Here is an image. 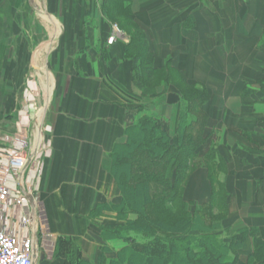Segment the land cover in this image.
Segmentation results:
<instances>
[{
	"label": "crops",
	"instance_id": "1",
	"mask_svg": "<svg viewBox=\"0 0 264 264\" xmlns=\"http://www.w3.org/2000/svg\"><path fill=\"white\" fill-rule=\"evenodd\" d=\"M86 1L0 0V150H15L26 137L22 102L33 70L39 80L43 72L40 84L48 98L42 139L38 133L37 149L41 141L43 148L36 157L26 150L36 166L21 175L34 198L22 212L37 226L39 253L50 249V257L37 264H64L52 259L58 237L75 241L83 260L109 264L125 244L103 241L97 228L114 224V214L91 218L95 206L119 199L109 155L125 143V129L141 106L164 122L171 137L179 124V93L160 89L156 98H140L124 56L128 37L108 46L113 26ZM132 12L155 68L170 61L188 83L203 85L209 94L199 156L215 146L225 164L223 227L256 228L264 238V0H132ZM14 181L6 179L11 189ZM209 196L207 172L199 168L184 198L202 205ZM251 253L247 238L238 264H247Z\"/></svg>",
	"mask_w": 264,
	"mask_h": 264
},
{
	"label": "trees",
	"instance_id": "2",
	"mask_svg": "<svg viewBox=\"0 0 264 264\" xmlns=\"http://www.w3.org/2000/svg\"><path fill=\"white\" fill-rule=\"evenodd\" d=\"M101 13L108 23L116 17L122 19L120 30L129 38L124 56L131 61L132 80L140 98H156L157 87L164 92L173 88L182 105L175 137L168 134L161 119L145 113L141 106L136 122L125 129V143L116 145L109 155L119 199L98 204L91 212L93 219L104 212L114 214V224L97 228L99 236L103 241L125 244L108 263L238 264L239 252L250 238L252 253L247 264H264V238L258 229L230 232L223 227L228 192L220 179L225 164L217 148L212 146L199 156L206 144L202 111L209 101L206 88L188 83L170 61L155 68L147 37L134 21L132 0H102ZM127 24L133 28L122 29ZM259 84L264 93L263 81ZM199 168L207 172L210 192L208 202L202 205L184 198L188 181ZM52 259L91 264L82 259L75 241L66 237L57 238Z\"/></svg>",
	"mask_w": 264,
	"mask_h": 264
},
{
	"label": "built area",
	"instance_id": "3",
	"mask_svg": "<svg viewBox=\"0 0 264 264\" xmlns=\"http://www.w3.org/2000/svg\"><path fill=\"white\" fill-rule=\"evenodd\" d=\"M124 39L121 31L113 26L106 44L111 46ZM27 146L22 139L17 149L0 150V156L4 157V162L0 161V264H34V251L39 253L37 226L32 225L29 214L22 212L28 200H34L21 177L34 158L26 152ZM8 176L15 180L13 189L6 183Z\"/></svg>",
	"mask_w": 264,
	"mask_h": 264
},
{
	"label": "rangeland",
	"instance_id": "4",
	"mask_svg": "<svg viewBox=\"0 0 264 264\" xmlns=\"http://www.w3.org/2000/svg\"><path fill=\"white\" fill-rule=\"evenodd\" d=\"M38 4V0H32V3L36 2ZM87 7L90 10H96L97 12L100 13L101 17L106 21V18L102 16L101 13V6H102V0H92L90 1H86ZM89 4V6H88ZM108 6V8H113L111 7V5L105 4ZM108 17L111 16L109 15V13H107ZM115 17V16H113ZM122 22L121 18H114V21L112 23L109 22V24L111 26H116L119 30H120V23ZM126 28H130L132 29L133 27L129 24H127L126 26H123L122 29H126ZM121 31V30H120ZM121 33L124 35V33L121 31ZM52 35V34H51ZM127 36V35H126ZM129 40V38H127ZM52 40H53V36H52ZM48 43V48H50L51 46V40L50 38L47 40ZM30 81L32 83L30 89L28 90L27 94L25 95L24 101L22 102V107L25 108L27 116L29 118V128L27 129V134L26 137H23L24 140L27 142L28 146L26 148L27 151H31L33 153V155L36 157L39 153V150L43 148V143L41 141V144L39 145L38 149L36 151H34V143H35V131H36V125L38 127L39 121H40V117L42 114V109L46 110V93H45V89L44 87L41 86L40 84V80L36 77L35 71L33 70L30 76ZM43 80V79H42ZM44 80L46 82H48L50 84V79L49 76H46V73L44 75ZM160 89H162L161 87H157V92L160 91ZM44 90V91H43ZM51 98V96L49 97V99ZM44 113L42 115L41 118V124L39 126L40 129V135H41V139L44 133ZM38 119V121H37ZM34 157V158H35ZM32 159L33 163L31 165L36 166V160ZM50 246V245H49ZM46 256L50 257V249L46 248Z\"/></svg>",
	"mask_w": 264,
	"mask_h": 264
},
{
	"label": "bare ground",
	"instance_id": "5",
	"mask_svg": "<svg viewBox=\"0 0 264 264\" xmlns=\"http://www.w3.org/2000/svg\"><path fill=\"white\" fill-rule=\"evenodd\" d=\"M40 14V13H39ZM40 60V59H39ZM42 60V59H41ZM43 61V60H42ZM38 63H39V61H38ZM37 63V64H38ZM36 64V65H37ZM41 64V63H40ZM39 65V64H38ZM39 77H40V80L42 81V77H43V72L41 73V75H39ZM46 103H48V98H47V101H46ZM42 111V114H41V117H40V121H39V125H40V122H41V118H42V115H43V113H44V110L42 109L41 110ZM37 121H38V119H37ZM38 129V127H37V125H36V130ZM39 130L40 129H38V132H36V135H35V143H34V151H36L37 150V144H38V133H39Z\"/></svg>",
	"mask_w": 264,
	"mask_h": 264
},
{
	"label": "water",
	"instance_id": "6",
	"mask_svg": "<svg viewBox=\"0 0 264 264\" xmlns=\"http://www.w3.org/2000/svg\"><path fill=\"white\" fill-rule=\"evenodd\" d=\"M45 259L44 253H38L37 250L34 251V264H37L39 261H43Z\"/></svg>",
	"mask_w": 264,
	"mask_h": 264
}]
</instances>
